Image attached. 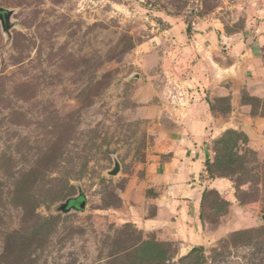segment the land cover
Returning a JSON list of instances; mask_svg holds the SVG:
<instances>
[{
	"label": "rangeland",
	"instance_id": "374dc122",
	"mask_svg": "<svg viewBox=\"0 0 264 264\" xmlns=\"http://www.w3.org/2000/svg\"><path fill=\"white\" fill-rule=\"evenodd\" d=\"M0 7V264H264V0ZM192 90L214 114L197 214L149 163Z\"/></svg>",
	"mask_w": 264,
	"mask_h": 264
},
{
	"label": "crops",
	"instance_id": "0c3cea01",
	"mask_svg": "<svg viewBox=\"0 0 264 264\" xmlns=\"http://www.w3.org/2000/svg\"><path fill=\"white\" fill-rule=\"evenodd\" d=\"M213 36L211 34L206 37L211 40ZM195 41L201 44L198 40ZM184 51L187 59L192 57L190 46H184ZM211 64L214 65L213 62ZM194 93L197 94L196 99L190 104L185 118L166 112L165 115L172 121L166 119L158 122L149 160L150 175L155 184L173 196L168 198V205H181V211L187 214L198 213L205 183H209L204 177L203 169L206 159L211 156L210 126L214 119L207 100L198 91L191 92V95Z\"/></svg>",
	"mask_w": 264,
	"mask_h": 264
},
{
	"label": "water",
	"instance_id": "95a60500",
	"mask_svg": "<svg viewBox=\"0 0 264 264\" xmlns=\"http://www.w3.org/2000/svg\"><path fill=\"white\" fill-rule=\"evenodd\" d=\"M0 10H6L5 8L0 7ZM8 12H10L9 10H6ZM10 18L8 17L9 22L7 24V22L5 23V20L7 21V17L6 19H3L2 16H0V21L1 24L3 26V29H10L12 26L11 23V14H9ZM121 169L120 163L116 160L115 164H114V168L112 170H110V174L111 175H116ZM80 200L79 203H77L76 201ZM86 199L84 196L81 195V193H79L78 195H74V196H70L68 197L65 201L60 202L57 207L56 210L57 211H62L64 213H68L72 210H83L86 207ZM264 218V217H263Z\"/></svg>",
	"mask_w": 264,
	"mask_h": 264
},
{
	"label": "trees",
	"instance_id": "16d2710c",
	"mask_svg": "<svg viewBox=\"0 0 264 264\" xmlns=\"http://www.w3.org/2000/svg\"><path fill=\"white\" fill-rule=\"evenodd\" d=\"M210 159H211V156L206 159L205 167L203 169V171H204L203 174L204 175L207 174L208 171L211 170V160ZM204 196H205V191H203V195H202V199H201V208H202V205H203ZM77 201H79V200H77ZM198 249H200V247H197V246L193 247L186 256H184L183 258H181V260H184L186 257H189L194 251H197Z\"/></svg>",
	"mask_w": 264,
	"mask_h": 264
},
{
	"label": "built area",
	"instance_id": "2783aa9c",
	"mask_svg": "<svg viewBox=\"0 0 264 264\" xmlns=\"http://www.w3.org/2000/svg\"><path fill=\"white\" fill-rule=\"evenodd\" d=\"M193 92H195V91H194V90H192V93H193ZM195 95H196V94L194 93V94H193V95H191V96H194V97H195Z\"/></svg>",
	"mask_w": 264,
	"mask_h": 264
},
{
	"label": "flooded vegetation",
	"instance_id": "af4514ba",
	"mask_svg": "<svg viewBox=\"0 0 264 264\" xmlns=\"http://www.w3.org/2000/svg\"><path fill=\"white\" fill-rule=\"evenodd\" d=\"M80 201V200H79ZM79 201H77L79 203Z\"/></svg>",
	"mask_w": 264,
	"mask_h": 264
}]
</instances>
